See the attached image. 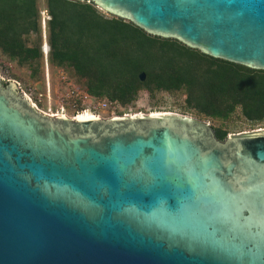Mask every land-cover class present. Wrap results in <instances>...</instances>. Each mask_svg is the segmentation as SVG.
Returning <instances> with one entry per match:
<instances>
[{
    "label": "water",
    "instance_id": "95a60500",
    "mask_svg": "<svg viewBox=\"0 0 264 264\" xmlns=\"http://www.w3.org/2000/svg\"><path fill=\"white\" fill-rule=\"evenodd\" d=\"M76 1L264 71V0ZM0 264H264V130L50 117L0 80Z\"/></svg>",
    "mask_w": 264,
    "mask_h": 264
},
{
    "label": "trees",
    "instance_id": "16d2710c",
    "mask_svg": "<svg viewBox=\"0 0 264 264\" xmlns=\"http://www.w3.org/2000/svg\"><path fill=\"white\" fill-rule=\"evenodd\" d=\"M49 61L94 98L132 105L140 92H182L186 108L226 121L241 110L264 121V71L212 58L175 39L150 35L92 2L46 0ZM39 0H0V53L37 78L43 65ZM36 36L33 45L29 37ZM146 74L145 81L140 75ZM219 141L228 131L212 128Z\"/></svg>",
    "mask_w": 264,
    "mask_h": 264
},
{
    "label": "rangeland",
    "instance_id": "374dc122",
    "mask_svg": "<svg viewBox=\"0 0 264 264\" xmlns=\"http://www.w3.org/2000/svg\"><path fill=\"white\" fill-rule=\"evenodd\" d=\"M45 3L46 0H39L42 38L44 44L48 45L47 21L50 17L45 9ZM96 8L104 17L108 19L115 18L114 15L103 11L99 7L96 6ZM35 40L36 36L32 35L29 37L27 43L33 45L32 43ZM0 80H11L19 84L21 96L25 97V95H28L33 101L41 100L39 107L45 112L51 109L54 113L63 114L61 107L65 105L66 111H64V114L72 116L75 113L69 110V104L77 97L88 95L78 88V84L66 70L53 66L49 61L48 55H44L39 76L33 78L28 68L20 67L17 63L10 61L0 53ZM39 95H43V97L40 98ZM185 99L186 97L182 92H158L154 95H149L143 91L140 92L137 100L130 106H123L119 102L122 108L117 110L116 114L122 115L123 113H127L131 114L130 116H149L151 113L172 114L194 119L199 123L210 125L211 128H220L228 131V137L264 130V121L249 122L243 117L240 109H237L231 118L226 121L206 119L197 112L187 109ZM84 114L91 113L80 115ZM101 116L109 118L111 117V112H102Z\"/></svg>",
    "mask_w": 264,
    "mask_h": 264
},
{
    "label": "built area",
    "instance_id": "2783aa9c",
    "mask_svg": "<svg viewBox=\"0 0 264 264\" xmlns=\"http://www.w3.org/2000/svg\"><path fill=\"white\" fill-rule=\"evenodd\" d=\"M39 96L40 98L43 97V95ZM25 98H27L31 102L32 106L35 107L39 112L50 117H67L77 119L80 114L91 113L92 115L96 116L95 118H104L101 116L102 112H111V117L109 118L129 117L131 115L127 113H123L122 115L116 114V111L122 108L121 104L118 101L113 102L106 98H94L89 97L88 95L77 97L72 101L71 104H69V110L75 113L72 116L64 114V111H66L65 105H62L61 107L63 114L54 113L51 109H48V112H45L39 107L41 100L33 101L28 95H25Z\"/></svg>",
    "mask_w": 264,
    "mask_h": 264
},
{
    "label": "bare ground",
    "instance_id": "6f19581e",
    "mask_svg": "<svg viewBox=\"0 0 264 264\" xmlns=\"http://www.w3.org/2000/svg\"><path fill=\"white\" fill-rule=\"evenodd\" d=\"M43 53L44 55H48L49 54V48L47 44H44L43 46ZM152 115H163L162 113H151L149 116ZM135 116H143V115H135ZM135 116H129V117H135ZM96 116L92 115V114H84V115H79L77 117L78 120H89V119H95ZM263 131V130H261Z\"/></svg>",
    "mask_w": 264,
    "mask_h": 264
}]
</instances>
